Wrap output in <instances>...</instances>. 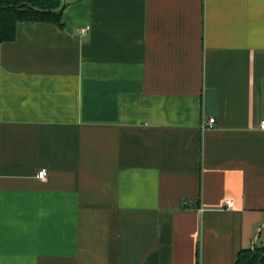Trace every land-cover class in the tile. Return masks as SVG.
<instances>
[{"label":"crops","instance_id":"1","mask_svg":"<svg viewBox=\"0 0 264 264\" xmlns=\"http://www.w3.org/2000/svg\"><path fill=\"white\" fill-rule=\"evenodd\" d=\"M61 4L0 43V264L264 246V0Z\"/></svg>","mask_w":264,"mask_h":264},{"label":"trees","instance_id":"2","mask_svg":"<svg viewBox=\"0 0 264 264\" xmlns=\"http://www.w3.org/2000/svg\"><path fill=\"white\" fill-rule=\"evenodd\" d=\"M61 0H0V43L14 40L18 23H46L61 30ZM234 264H264V246L238 252Z\"/></svg>","mask_w":264,"mask_h":264},{"label":"built area","instance_id":"3","mask_svg":"<svg viewBox=\"0 0 264 264\" xmlns=\"http://www.w3.org/2000/svg\"><path fill=\"white\" fill-rule=\"evenodd\" d=\"M87 30H88V28H86L85 30H82V32L84 33V32H86ZM213 125H214V119H208L207 121H205V122L202 124V127H203L204 129H206V128H212ZM261 125L264 126V121L261 122ZM46 175H47V173H46L45 170H40L39 172H37V174H36V178H38V179H44V178L46 177ZM225 205H226L227 208H232L233 203H232L231 201H227V202L225 203Z\"/></svg>","mask_w":264,"mask_h":264},{"label":"water","instance_id":"4","mask_svg":"<svg viewBox=\"0 0 264 264\" xmlns=\"http://www.w3.org/2000/svg\"><path fill=\"white\" fill-rule=\"evenodd\" d=\"M62 8H63V4H61V6H60V8L57 10V12L60 11V10H62Z\"/></svg>","mask_w":264,"mask_h":264}]
</instances>
